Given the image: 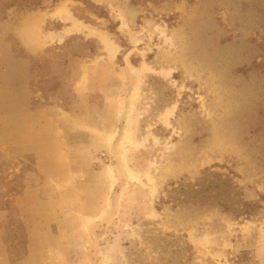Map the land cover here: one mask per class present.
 Masks as SVG:
<instances>
[{
    "label": "rangeland",
    "instance_id": "rangeland-1",
    "mask_svg": "<svg viewBox=\"0 0 264 264\" xmlns=\"http://www.w3.org/2000/svg\"><path fill=\"white\" fill-rule=\"evenodd\" d=\"M60 6L114 56L84 28L29 51L23 23L59 32ZM70 37L49 55L55 74L81 55L65 111L29 70ZM206 168L264 197V0H59L0 19V264H130L131 248L157 263L185 242L181 264H264V206L234 218L160 201Z\"/></svg>",
    "mask_w": 264,
    "mask_h": 264
},
{
    "label": "trees",
    "instance_id": "trees-1",
    "mask_svg": "<svg viewBox=\"0 0 264 264\" xmlns=\"http://www.w3.org/2000/svg\"><path fill=\"white\" fill-rule=\"evenodd\" d=\"M58 1L59 0H0V19H3L6 12L10 9H14L19 13L30 12L42 10L47 6L51 7ZM87 3L94 9H100L98 6L88 1ZM74 38L78 37L74 36ZM72 39L73 38L70 37L61 45H55L45 50L44 55L35 58L32 57L30 59L29 84L32 92H34V94L39 92L45 101H48L49 97L56 98L65 111H68V105L77 99L72 85L76 80L74 63L81 55L76 52L68 55L63 54L61 59L62 70L60 74H55L52 71V59L49 58V55L55 54L57 50L62 51L69 47ZM79 39L81 45L85 46L88 51V54L85 56H95L96 49L91 47L94 42L92 40H84L82 37H79ZM33 104L34 102H32L31 107L35 108ZM231 174L232 173H219L210 168H206L192 183L185 182L184 180H180L177 183H169L168 186L164 188L166 199L160 198V201L162 203L170 202L175 206L181 204V206L189 205L197 208H216L221 212L234 215V218H249L255 216L264 206L260 203V201L264 202V197L261 196L258 201L245 200L240 187L232 181ZM9 204V200H6L4 203L6 210L10 208ZM23 236L25 237V233ZM191 251V246L185 242L169 251L168 258H165L166 251L162 252L160 250L157 263L144 262L143 259H141L143 250L139 251L131 248L128 250L126 256L130 264H181V256L184 254H187L185 256V261H191ZM180 252L184 254L181 255L179 254ZM22 255L23 254H20L17 258H14V260L19 259Z\"/></svg>",
    "mask_w": 264,
    "mask_h": 264
},
{
    "label": "bare ground",
    "instance_id": "bare-ground-1",
    "mask_svg": "<svg viewBox=\"0 0 264 264\" xmlns=\"http://www.w3.org/2000/svg\"><path fill=\"white\" fill-rule=\"evenodd\" d=\"M50 15L53 17L56 16L58 18H61L66 23L69 22V25L65 26L59 32L47 31L40 37L39 35L40 19L39 18L36 17L32 21H27L23 23L22 27L18 31V35L20 36L22 42L24 43V45L29 51H32V52L36 51L39 47L43 46L46 42H52L55 40L61 41L63 39V36L68 35L72 32L81 31L84 28L86 30V33L88 34L96 33L101 39L102 43L105 45V47L110 49L111 51L110 56L111 57L114 56L115 49L112 43L110 42V40H108V38L103 33H100L93 28L90 29L86 25L75 20L64 6L58 7Z\"/></svg>",
    "mask_w": 264,
    "mask_h": 264
},
{
    "label": "crops",
    "instance_id": "crops-1",
    "mask_svg": "<svg viewBox=\"0 0 264 264\" xmlns=\"http://www.w3.org/2000/svg\"><path fill=\"white\" fill-rule=\"evenodd\" d=\"M6 89H8V88H6ZM39 111H41V109L34 110L33 113H34V114H35V113H39Z\"/></svg>",
    "mask_w": 264,
    "mask_h": 264
}]
</instances>
